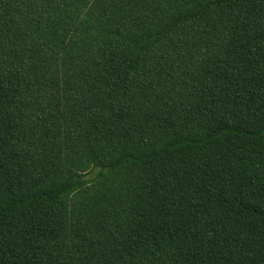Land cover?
<instances>
[{
    "label": "trees",
    "instance_id": "1",
    "mask_svg": "<svg viewBox=\"0 0 264 264\" xmlns=\"http://www.w3.org/2000/svg\"><path fill=\"white\" fill-rule=\"evenodd\" d=\"M0 264H264V0H0Z\"/></svg>",
    "mask_w": 264,
    "mask_h": 264
}]
</instances>
